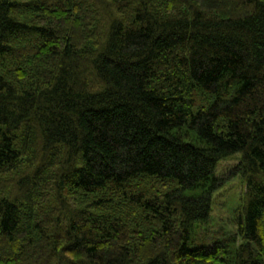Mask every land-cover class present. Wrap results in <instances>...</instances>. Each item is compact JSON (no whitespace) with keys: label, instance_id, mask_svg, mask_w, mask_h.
I'll return each mask as SVG.
<instances>
[{"label":"trees","instance_id":"trees-1","mask_svg":"<svg viewBox=\"0 0 264 264\" xmlns=\"http://www.w3.org/2000/svg\"><path fill=\"white\" fill-rule=\"evenodd\" d=\"M0 264H264V0H0Z\"/></svg>","mask_w":264,"mask_h":264},{"label":"rangeland","instance_id":"rangeland-1","mask_svg":"<svg viewBox=\"0 0 264 264\" xmlns=\"http://www.w3.org/2000/svg\"><path fill=\"white\" fill-rule=\"evenodd\" d=\"M239 154L228 159L221 160L215 170L219 177L220 186L213 194V205L210 220L206 226L196 230V241L210 243L220 235L233 234L235 219L240 204V199L245 190L243 179L234 174L239 163Z\"/></svg>","mask_w":264,"mask_h":264}]
</instances>
